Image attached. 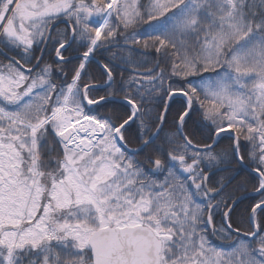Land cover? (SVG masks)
<instances>
[{"label": "snow or ice", "instance_id": "1", "mask_svg": "<svg viewBox=\"0 0 264 264\" xmlns=\"http://www.w3.org/2000/svg\"><path fill=\"white\" fill-rule=\"evenodd\" d=\"M0 57V264H264V0H0Z\"/></svg>", "mask_w": 264, "mask_h": 264}, {"label": "trees", "instance_id": "2", "mask_svg": "<svg viewBox=\"0 0 264 264\" xmlns=\"http://www.w3.org/2000/svg\"><path fill=\"white\" fill-rule=\"evenodd\" d=\"M64 27H65V26H62V29H63ZM62 29H61V30H62ZM0 59H2V57H0ZM147 59L150 60V61H152L154 58L151 57V56H149V57H147ZM77 63H78V61L73 60L71 64H69V65L66 66L67 78H68L69 80H70L71 75L73 74V73H72V68H73ZM89 71H90V72H93V73H95V74L97 75L98 79H97V81H95V82L99 83V82H100V79H99V75H100V69H99V66L96 65V64H93L92 67L89 69ZM124 75L127 76L128 73L125 72ZM84 79L87 80V77H85ZM100 94L103 95L104 93L101 92ZM174 115H175V111H174V109H173V111H172V116H174ZM230 189H231V188H230ZM230 189H229V190H230ZM229 190H228V191H229ZM231 190H232V189H231ZM238 194H241V193H238ZM248 203H249V201H248L247 199H245V200H243V202H242L241 205H240L241 208H242V211H243V223H242V225H245V226H246L245 209L247 208ZM242 228H243V230H244V227H242Z\"/></svg>", "mask_w": 264, "mask_h": 264}, {"label": "flooded vegetation", "instance_id": "3", "mask_svg": "<svg viewBox=\"0 0 264 264\" xmlns=\"http://www.w3.org/2000/svg\"><path fill=\"white\" fill-rule=\"evenodd\" d=\"M62 26H65L63 23H60L58 25L59 29H62ZM48 62H52L51 60H49ZM64 71L66 72V66L64 67ZM67 73V72H66ZM61 79H65V77H62V76H59L57 75L56 76V80L57 82H59ZM229 191H232L231 189ZM237 195H240L237 193ZM219 199V198H218ZM243 202V201H242ZM242 202H238V207L236 209V213H235V216L232 217L233 219V227H241L242 228V223H243V211H242V208H241V203ZM220 215L219 213H217L216 215H214L213 217V221L215 223V225L217 227H219L220 225ZM242 231H243V228H242Z\"/></svg>", "mask_w": 264, "mask_h": 264}]
</instances>
